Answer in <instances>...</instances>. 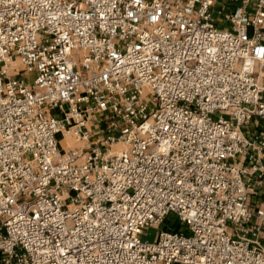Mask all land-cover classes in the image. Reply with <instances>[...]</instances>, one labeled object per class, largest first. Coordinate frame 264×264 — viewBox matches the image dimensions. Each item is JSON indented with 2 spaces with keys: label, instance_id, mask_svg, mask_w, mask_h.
Returning a JSON list of instances; mask_svg holds the SVG:
<instances>
[{
  "label": "built area",
  "instance_id": "2783aa9c",
  "mask_svg": "<svg viewBox=\"0 0 264 264\" xmlns=\"http://www.w3.org/2000/svg\"><path fill=\"white\" fill-rule=\"evenodd\" d=\"M0 264H264V0H0Z\"/></svg>",
  "mask_w": 264,
  "mask_h": 264
},
{
  "label": "rangeland",
  "instance_id": "374dc122",
  "mask_svg": "<svg viewBox=\"0 0 264 264\" xmlns=\"http://www.w3.org/2000/svg\"><path fill=\"white\" fill-rule=\"evenodd\" d=\"M217 10H221V6H218L217 7ZM216 18H217V20H220V16L218 15V14H216ZM73 142L71 141V142H69V144L71 145ZM63 142L61 141L60 143H59V145H60V148L61 149H63ZM175 221H176V219H175V217L172 215V216H170L167 220H166V223H175ZM177 225V224H176ZM155 230H152V231H150V233L148 234V238L149 239H153L154 238V236H155Z\"/></svg>",
  "mask_w": 264,
  "mask_h": 264
},
{
  "label": "bare ground",
  "instance_id": "6f19581e",
  "mask_svg": "<svg viewBox=\"0 0 264 264\" xmlns=\"http://www.w3.org/2000/svg\"><path fill=\"white\" fill-rule=\"evenodd\" d=\"M75 145H76V144L73 142L70 146L73 147V146H75Z\"/></svg>",
  "mask_w": 264,
  "mask_h": 264
}]
</instances>
